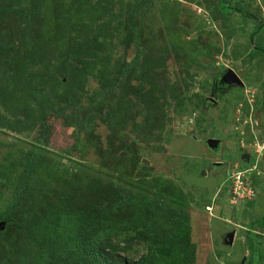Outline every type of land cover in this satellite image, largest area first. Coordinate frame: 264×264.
I'll list each match as a JSON object with an SVG mask.
<instances>
[{
  "label": "rangeland",
  "instance_id": "obj_1",
  "mask_svg": "<svg viewBox=\"0 0 264 264\" xmlns=\"http://www.w3.org/2000/svg\"><path fill=\"white\" fill-rule=\"evenodd\" d=\"M220 1L0 0V264L149 205L186 221L181 264H264V0Z\"/></svg>",
  "mask_w": 264,
  "mask_h": 264
},
{
  "label": "trees",
  "instance_id": "obj_2",
  "mask_svg": "<svg viewBox=\"0 0 264 264\" xmlns=\"http://www.w3.org/2000/svg\"><path fill=\"white\" fill-rule=\"evenodd\" d=\"M219 5L223 10L231 11L227 0H221ZM233 10L244 12L240 5ZM258 30L260 31V29ZM39 162L37 160L27 163L26 174L29 177H33ZM149 206L150 211L143 217L139 216L131 225L123 221L116 224H102L93 230L94 223L79 216L77 220L69 223L70 227L64 225L63 241L60 245L50 243L51 246L48 247L52 254L50 259L53 258L56 264H155L159 258L166 261L167 264H181V249L187 241L186 221L179 223L178 214L181 212L178 210L165 211L163 208L156 209L153 205ZM162 206L168 205L162 202ZM165 213L171 218L175 233L170 236L166 233L165 238H160L157 231L161 217ZM6 215L7 213L4 212L1 217L4 218ZM139 242L146 252L136 261L129 262L121 250L123 246L139 244Z\"/></svg>",
  "mask_w": 264,
  "mask_h": 264
},
{
  "label": "water",
  "instance_id": "obj_3",
  "mask_svg": "<svg viewBox=\"0 0 264 264\" xmlns=\"http://www.w3.org/2000/svg\"><path fill=\"white\" fill-rule=\"evenodd\" d=\"M220 82L221 83H224L226 85H233V86H237V85H242L243 84V81L240 79V77L237 75V73L233 70V69H228L224 75H222L220 77ZM216 141L215 139H209L208 140V143H212ZM233 234L234 233H231L230 234V243L232 242V239H233Z\"/></svg>",
  "mask_w": 264,
  "mask_h": 264
},
{
  "label": "built area",
  "instance_id": "obj_4",
  "mask_svg": "<svg viewBox=\"0 0 264 264\" xmlns=\"http://www.w3.org/2000/svg\"><path fill=\"white\" fill-rule=\"evenodd\" d=\"M235 181H236V184L242 186V187H239V190L245 191V193H246L245 197H247L248 199H251L255 196V194H256L255 190L253 187H251L249 185L248 178H242L240 175H237ZM246 182H247V184H246Z\"/></svg>",
  "mask_w": 264,
  "mask_h": 264
},
{
  "label": "flooded vegetation",
  "instance_id": "obj_5",
  "mask_svg": "<svg viewBox=\"0 0 264 264\" xmlns=\"http://www.w3.org/2000/svg\"><path fill=\"white\" fill-rule=\"evenodd\" d=\"M230 86H233V85H230ZM226 87H229V85L219 82L216 88L220 89V91H223L225 90Z\"/></svg>",
  "mask_w": 264,
  "mask_h": 264
}]
</instances>
